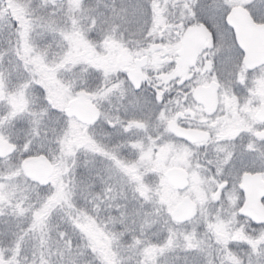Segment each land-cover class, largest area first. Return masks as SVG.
<instances>
[{
  "label": "snow or ice",
  "instance_id": "snow-or-ice-1",
  "mask_svg": "<svg viewBox=\"0 0 264 264\" xmlns=\"http://www.w3.org/2000/svg\"><path fill=\"white\" fill-rule=\"evenodd\" d=\"M0 264H264V0H0Z\"/></svg>",
  "mask_w": 264,
  "mask_h": 264
}]
</instances>
